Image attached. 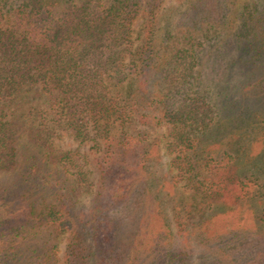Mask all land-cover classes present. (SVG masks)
<instances>
[{
  "label": "trees",
  "instance_id": "trees-1",
  "mask_svg": "<svg viewBox=\"0 0 264 264\" xmlns=\"http://www.w3.org/2000/svg\"><path fill=\"white\" fill-rule=\"evenodd\" d=\"M141 1L65 0L60 6L49 0H0V264H50L57 245H50L49 237L74 227L76 202L92 187V161L98 177L85 222L92 240L105 244L111 239L102 226H108L116 209L134 213L139 228L151 225L157 197L146 166L148 140L137 128L149 125L142 110L149 101L144 88L152 69L145 62L152 61V36L126 61ZM164 1L146 2L150 21ZM201 1L186 18L190 27L208 24L221 9L220 0ZM263 20L264 10L257 11L244 28ZM251 34H244L241 49L245 80L233 88L239 95L231 99L230 88L218 85L225 107H243L244 112H252L245 109L249 102L264 100V26ZM173 58L179 87L193 78L198 57L194 51L177 50ZM135 80L139 88L127 98L122 88ZM165 119L172 165L201 193L203 200L194 207L204 222L211 221L218 206L243 207L264 196L261 179L242 175L232 155L215 159L208 154L212 164L195 156L202 137L217 122L211 103L186 94ZM65 137L91 142L94 159L79 149H60L57 142ZM241 232L206 239L207 244H222L217 264L240 263L232 252ZM154 243L149 238L145 252H153ZM131 244L126 264H134L139 254L137 237ZM245 248L243 264H252L246 255L253 248ZM259 256L263 264L264 250L255 259Z\"/></svg>",
  "mask_w": 264,
  "mask_h": 264
},
{
  "label": "rangeland",
  "instance_id": "rangeland-1",
  "mask_svg": "<svg viewBox=\"0 0 264 264\" xmlns=\"http://www.w3.org/2000/svg\"><path fill=\"white\" fill-rule=\"evenodd\" d=\"M49 1L60 6L65 2ZM147 1H141V10L133 22L132 45L126 61L129 64L133 55L142 51L144 41L151 35L152 61L145 64L149 65L152 73L144 88L148 96L146 100L149 101L146 103L148 108L142 110L147 115L149 125L139 124L137 129L143 132L149 145L146 166L151 190L157 197L153 221L148 228H139L134 213L116 209L109 215L108 226H102L103 233L112 235L111 239L105 244H100L95 238L92 240V234L85 224L94 203L98 177L96 162L92 161L89 166L93 171L92 187H88L89 190L75 203L74 227L65 231L55 230L49 237L50 245H57L50 264H126L131 241L135 237L137 244L141 245L136 247L139 254L134 264H217V251L222 244H207L206 239L234 229L242 230L236 251L232 252L237 263L243 264L245 259L240 256L247 251L245 246H250L253 251L246 255V261L261 264L260 256L255 257L264 250V222L260 221V217L264 221V196L254 200L252 205L243 207L218 206L213 211L211 221L204 222L205 219L201 218L203 213L194 207L203 200L201 193L194 192L189 181L178 175L172 165V156L166 149L168 125L165 114L175 109L186 94L207 100L214 106L217 122L202 137L203 144L197 148L195 156L208 159L212 164V159H220L224 153L230 154L242 175L258 177L264 185V100L254 102L256 99H251L253 101L245 109L250 107L252 112H244L243 107L226 108L224 103L227 99L218 91V85L222 84L225 89L230 88L231 99L239 95L233 92V88L245 80L241 72L245 68H242L240 60L241 49L246 43L244 34L257 33L264 22L255 28L253 24L257 22L252 23L248 30L244 25L257 11L264 10V0H220L219 13L215 11V17H210L208 24L198 20L200 24L195 23L193 27L186 18L199 0H165L155 9L152 21L144 13L149 9ZM205 1L218 0L201 2ZM177 50L194 51L198 57L193 78L179 87L173 71V53ZM225 75L227 83L224 81ZM127 84L122 88V93L128 98L127 94H133L140 83L135 80L132 85ZM246 113L252 115L246 116ZM57 144L64 150L79 149L89 154L91 160L94 159L91 142L79 144L65 137ZM100 154L95 157L99 158ZM208 154L214 155V158L211 159ZM98 231L95 230V233ZM151 237L155 241L153 252H145L146 243Z\"/></svg>",
  "mask_w": 264,
  "mask_h": 264
}]
</instances>
